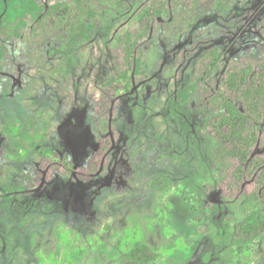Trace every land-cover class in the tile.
<instances>
[{
    "label": "rangeland",
    "instance_id": "rangeland-1",
    "mask_svg": "<svg viewBox=\"0 0 264 264\" xmlns=\"http://www.w3.org/2000/svg\"><path fill=\"white\" fill-rule=\"evenodd\" d=\"M150 1L0 0V264H119L135 241L150 264H264V233L242 253L212 237L252 183L228 189L194 72L209 49L264 59V0H184L145 30ZM61 4L85 7L75 32L32 46Z\"/></svg>",
    "mask_w": 264,
    "mask_h": 264
},
{
    "label": "trees",
    "instance_id": "trees-1",
    "mask_svg": "<svg viewBox=\"0 0 264 264\" xmlns=\"http://www.w3.org/2000/svg\"><path fill=\"white\" fill-rule=\"evenodd\" d=\"M183 1L151 0L140 20V27L154 29L158 24L157 17L165 19ZM84 10V6L80 10L68 4L55 7L37 22L32 46H38L53 34L65 31L73 34ZM215 55L214 49L206 50L195 63L194 72L200 83L198 108H206L212 114L206 127L218 143L214 155L227 174L228 189L238 191L247 180L252 183V188L245 196L246 213L238 225L230 229L227 223L212 237L242 253L264 233V157L254 153L260 141L259 125L264 119V59L254 65L230 58L221 60ZM65 168L64 175L67 176L73 164L65 160ZM152 186L157 184L154 182ZM155 257L147 244L135 241L119 264H150Z\"/></svg>",
    "mask_w": 264,
    "mask_h": 264
},
{
    "label": "clouds",
    "instance_id": "clouds-1",
    "mask_svg": "<svg viewBox=\"0 0 264 264\" xmlns=\"http://www.w3.org/2000/svg\"><path fill=\"white\" fill-rule=\"evenodd\" d=\"M57 231L60 234L61 242H64L68 230L64 227L63 224H59V225H57ZM169 232H170V230H168V229L165 230V234L166 235L169 234ZM175 243H176V247L178 249H182L183 248V241L181 239H177V241ZM159 251L161 252V257L159 259L162 262L164 257H166L169 254H171L172 249H170V248L169 249H165V248L162 247L161 249H159ZM36 255L39 257L40 264H50L51 256H48V255L46 256L42 249H38L36 251Z\"/></svg>",
    "mask_w": 264,
    "mask_h": 264
}]
</instances>
